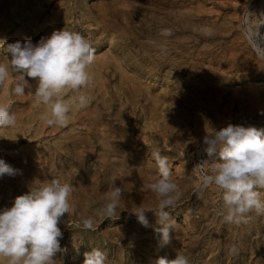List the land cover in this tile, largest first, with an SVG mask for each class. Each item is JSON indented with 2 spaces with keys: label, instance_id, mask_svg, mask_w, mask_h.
Returning a JSON list of instances; mask_svg holds the SVG:
<instances>
[{
  "label": "rangeland",
  "instance_id": "obj_1",
  "mask_svg": "<svg viewBox=\"0 0 264 264\" xmlns=\"http://www.w3.org/2000/svg\"><path fill=\"white\" fill-rule=\"evenodd\" d=\"M247 9L264 14V0H0V41L36 44L65 28L96 49L89 69L94 82L75 94L89 95L91 103L73 109L64 127L44 122L49 112L34 96L37 79L26 77L25 95H13L10 69L0 87V104L17 118L14 128H0V159L20 170L0 177V210L54 178L76 189L69 196L73 210L58 225L65 251L56 264H83L84 253L95 248L105 253V264H155L177 253L189 264H264V215L227 224L221 190L213 185L197 193L196 166L208 170L221 162L203 151L209 132L228 124L264 128V59L242 34ZM205 26L212 37L202 34ZM164 28L173 34L161 52ZM8 59L0 49V62ZM157 146L183 192L169 209L174 223L164 246L154 213H146L149 227L131 213L158 203L145 187L159 178L151 156ZM113 185L124 191L116 217L97 218L95 231L84 230L81 218Z\"/></svg>",
  "mask_w": 264,
  "mask_h": 264
},
{
  "label": "clouds",
  "instance_id": "obj_2",
  "mask_svg": "<svg viewBox=\"0 0 264 264\" xmlns=\"http://www.w3.org/2000/svg\"><path fill=\"white\" fill-rule=\"evenodd\" d=\"M242 15L244 39L257 57L264 59V33L261 32L264 14L257 15L247 9ZM172 34L171 28L161 30L160 36L165 38L160 44L161 52L167 51L166 38ZM202 34L212 37L214 33L205 26ZM0 49L11 56L8 63L0 62V87L8 81L10 69L15 76L13 95H25V88L29 86L26 77L37 79L34 96L49 112L43 117L48 126H66L73 109H84L91 103L89 95H75L94 82L89 69L96 60V49L82 33L63 28L41 37L36 44L30 39L13 43L0 41ZM69 92L74 94L71 98L65 95ZM16 124L10 105L0 104V128H14ZM209 133L204 137L203 151L209 158L218 156L221 162L211 164L208 170L203 168L204 163L196 166L200 172L197 193L213 185L221 190L222 218L227 224H247L253 212L264 215V128L228 124ZM162 152L159 146L152 149L159 178L145 185L156 194L157 205L153 208L141 204L131 213L143 226L149 227L146 213L153 212L159 225L154 231L164 246L170 243L174 223L169 209L176 208L183 192L173 181L169 159ZM19 171L0 159V177L15 176ZM75 190L71 182L54 178L15 197L10 208L0 210V258L5 264H56L57 254L65 251L60 244L63 233L58 225L73 210L69 196ZM123 193L121 187L113 185L104 202L91 215L81 218L83 229L95 231L97 218L103 221L116 217ZM237 251L235 246L230 249L232 254ZM84 257L83 264H105L107 260L105 253L96 248L84 253ZM155 264H189V258L177 253L175 259L160 257Z\"/></svg>",
  "mask_w": 264,
  "mask_h": 264
},
{
  "label": "bare ground",
  "instance_id": "obj_3",
  "mask_svg": "<svg viewBox=\"0 0 264 264\" xmlns=\"http://www.w3.org/2000/svg\"><path fill=\"white\" fill-rule=\"evenodd\" d=\"M142 87V86H141Z\"/></svg>",
  "mask_w": 264,
  "mask_h": 264
}]
</instances>
